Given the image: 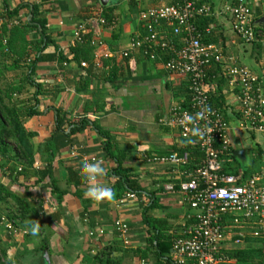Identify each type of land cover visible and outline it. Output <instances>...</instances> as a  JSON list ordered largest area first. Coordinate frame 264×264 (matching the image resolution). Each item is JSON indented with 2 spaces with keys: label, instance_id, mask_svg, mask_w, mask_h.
I'll return each instance as SVG.
<instances>
[{
  "label": "crops",
  "instance_id": "0c3cea01",
  "mask_svg": "<svg viewBox=\"0 0 264 264\" xmlns=\"http://www.w3.org/2000/svg\"><path fill=\"white\" fill-rule=\"evenodd\" d=\"M235 1L198 0L211 7V19L207 24L211 29L205 36L210 35L208 43L221 49L224 60L208 70L207 83L213 86L210 95L216 107L219 104L223 110L229 126L228 134L235 154L231 164L239 163L243 169L252 162L251 155L259 150L263 151L264 163V135L239 128V87L227 84L223 69L231 61L248 68L257 75L264 90V74L259 71V62L264 56V0H247L255 31V40L251 43L243 42L232 31L227 8ZM172 2L109 0L104 6L113 9V19L101 28L100 36L109 49H125L132 38L143 33L140 13L148 6ZM8 4L10 9L18 8L11 22L20 24L33 17L31 5H36L34 19L42 17L46 20L44 32L48 41L31 79L26 77V69L21 66L23 62L18 61L21 55L13 52L12 58L0 61V89L8 91L4 94L8 95L10 105L25 108L37 103L40 112L22 117L25 131L33 133V163L24 172L21 170L16 174V169L22 168L21 164L15 159L6 161L0 155V183L25 200L31 209L25 221L19 223L21 235H7L0 227V250L13 264H100L94 255L112 246V259L118 260L119 264H133L138 256L135 251L146 250L154 234L144 221V215L171 240L176 223L193 212L179 195L163 188L165 183H177L180 168L144 160V155H164L180 152L183 148L185 141L167 120L171 105L188 99V81L166 71L164 56L150 59L141 49L129 51L128 56L120 57L118 62L112 59L102 64L101 61L103 67L95 65L94 59L89 57L81 61L86 62V66L81 67L75 60L77 54L71 50L72 29L83 19L84 13L97 5L102 6L99 0H8ZM159 28L166 35L175 37L165 23H160ZM24 37L26 41H33V47L39 41L38 34L32 29ZM59 53L63 54L62 60L58 59ZM14 60L16 64H13ZM57 129L60 139L55 152L47 142ZM59 134L53 135L54 138ZM106 142L114 154L125 156L120 167L141 194L125 199L121 205L115 198L94 202L84 196L88 185L79 170L86 157L94 155L103 162L107 175L98 180L101 185L113 188L118 178L112 173L116 162L107 155ZM190 151L187 168L192 169L199 165L201 156L193 154V149ZM51 154L54 155L52 158ZM246 157V162L241 164ZM34 162L39 164L38 169ZM47 167L49 173L40 178V172ZM16 209L12 199L0 201L1 213L14 214ZM117 218L129 226L132 241L129 247L124 248L112 230V223ZM36 222L41 227L40 235L32 237L26 226ZM98 227L105 229L104 234L90 236L89 232ZM125 249L133 251L125 252ZM148 255L156 261L150 252Z\"/></svg>",
  "mask_w": 264,
  "mask_h": 264
},
{
  "label": "built area",
  "instance_id": "2783aa9c",
  "mask_svg": "<svg viewBox=\"0 0 264 264\" xmlns=\"http://www.w3.org/2000/svg\"><path fill=\"white\" fill-rule=\"evenodd\" d=\"M147 1L154 3L156 0ZM227 10L231 15L234 34L245 43L253 42V13L248 1L236 0ZM211 14L210 5L198 0H173L170 4L148 6L139 15L143 33L132 38L127 48L117 51L109 49L100 36L101 28L106 25L101 6L76 22L72 29V46L83 43L91 45L97 66H102V59L118 62L120 57H127L129 51L141 49L150 59L164 56L166 71L185 77L188 81V99L172 104L167 120V124L175 127L185 141L183 150L180 153L144 155V160L180 168L177 183H165L163 188L166 192L179 195L193 212L184 215L172 229L171 250L161 258V263L148 255L135 257L133 264L228 263L231 259L226 257L224 250L240 247L246 237H257L264 233V171L244 179L241 172H222L228 160L221 156L228 154L231 148L229 126L223 110L211 103L213 86L207 83V74L212 65L221 64L224 60L221 49L204 42L202 32L195 24L198 17ZM3 22L0 9V26ZM160 23L170 27L172 35L178 38L177 43H172L160 30ZM59 24L62 22L59 21ZM210 29L207 25L204 32L209 33ZM6 41V37H3V44ZM80 66L85 67L86 62H80ZM104 68L109 70V67ZM223 70L227 84L239 87V128L264 135V90L257 75L233 61ZM259 71L264 74V56L260 59ZM185 113L193 116L200 114L197 126L202 135L193 136L190 131L193 125L182 123ZM191 149L201 153V160L198 166L189 169ZM96 161H100L99 158L92 155L86 157L83 164ZM34 167L38 169L39 164L34 162ZM19 171L21 167L16 169V172ZM134 197L135 193L129 191L117 202L121 205L125 199ZM0 227L10 236L22 232L14 221L1 212ZM112 230L124 248L132 244L127 223L117 218L112 223ZM104 232V228L98 227L89 235L101 236Z\"/></svg>",
  "mask_w": 264,
  "mask_h": 264
},
{
  "label": "trees",
  "instance_id": "16d2710c",
  "mask_svg": "<svg viewBox=\"0 0 264 264\" xmlns=\"http://www.w3.org/2000/svg\"><path fill=\"white\" fill-rule=\"evenodd\" d=\"M1 1H2V6L0 9L2 10V15L4 16V22L0 26V61L5 62L6 61L5 59L12 58L13 57L12 55L14 53L21 55L22 57L18 59V61L23 62L21 66L25 67L26 77L30 78L36 68V64L42 59V55H41L42 50L46 47L48 41L47 36L45 35L44 32L46 20L42 17L34 19L37 14V7L36 5L32 4L31 13L33 17L23 24H20V22L13 23L11 22V19L15 14H17L18 8L15 7L10 9L8 0H1ZM97 7H99V5H97L92 10L84 13L82 18L84 19L87 16H89ZM101 7H102V16L104 17L107 24L111 22L113 19V9L105 6H101ZM210 19L211 18H209V16H203V17H198L195 21L197 28L202 32L201 34L204 35L203 37L204 42H209L208 39L210 35L205 36L206 34L204 32V29L207 27V24ZM29 29L34 30L35 33H37L39 36V41L34 47L32 46L33 41H30L31 42L30 43L29 41H26L24 37ZM3 37H6L7 39L5 44H3L2 42ZM44 39H45V43H44ZM168 39L172 43H177L178 40L177 37H171V36H168ZM17 45L19 46L18 48H16ZM71 50L74 51V54H77L75 60L78 62V64H80L82 60H88L89 57L91 60L93 59L94 48L91 45H88L86 43L76 44L75 46H72ZM19 51L21 53H19ZM57 56L59 60H62L64 58L63 54L60 53ZM102 61H103L102 64H104L107 63L108 59H102ZM13 62H14L13 64H16L15 60ZM31 82L32 80L29 81V83ZM38 93L39 91L35 92V95H37ZM211 103H213V98H211ZM36 104L37 103L25 108L22 106L20 107L12 106L8 101V95L4 94V92L0 89V155L2 158H5L6 161L15 159L17 162H19L22 166L21 172H24L23 170L26 169V167L30 166L34 161V152L31 148L32 147L31 139L33 137V133L25 131L22 124V117L23 116L30 117L36 114L37 115L40 114V112L37 110ZM217 105L219 106V104ZM56 124H57L56 126H59V122H56ZM56 133L58 134L60 133L58 129L57 131H55L53 135L56 136L55 135ZM53 135L49 138L47 142L48 145L47 144L46 145L53 147V149L56 152L58 150L56 144H57V140L60 139V134L58 135L57 138H54ZM104 148L107 155L110 156V158H112V160H115L116 162V167L112 168V173L118 177L115 184L113 185L114 187L113 188L111 187L113 192L115 193L114 198L120 199L123 195H125V193L129 191H133L135 193V197L140 196L141 194L139 193L138 191L139 189L135 184V182L130 181L128 175L120 167L121 162L124 160L125 156H123L122 153L114 154V152L111 151V147H109V144L107 142L105 143ZM182 150L183 149H179L180 152ZM192 152L193 154H197V157L201 156V153L197 150H193ZM234 155H235L234 151L232 150V148H230L228 154L221 156V158L228 160L226 162L227 164L224 166V168H222L223 173L237 174L241 172L242 178L244 179V177H248L253 173H260L264 171V168H262V166L264 167V163H262L263 151L259 150V152L257 151L256 154L255 153L252 154L251 164L249 166H244L243 169L240 168L239 163L236 165L231 164L232 160L234 161L235 159ZM49 156L52 158L54 155L51 154ZM254 163L256 164V166H254ZM13 171L11 172V174L13 173ZM19 172H16V174ZM47 172L49 173L48 167L44 171L40 172L39 177L40 178L44 177V175ZM6 198L12 199L14 201L17 207L16 209L17 211L14 214H11V212L5 214L11 220H13L14 224L20 229L19 223L21 221H25L31 209L28 206V204L25 202V200H23L14 193H11L0 183V201L1 200L3 201V199ZM143 219L149 224L150 228L154 230V234L150 239L149 246L146 247V250L144 251L134 250L135 254H138V256L141 257H145L150 252L152 256L156 259V261L158 263H161V258L163 256L168 255V253L170 252L171 249L170 237L166 236L163 232H161L159 230L160 227L157 229L156 225L154 224V221L152 220L149 221L147 216L145 217L144 215ZM153 240L155 241V243H153ZM112 250H113L112 246L105 247L99 253L94 255V258L100 264H119L118 260H115L114 258L112 259V256L110 255ZM122 250L124 252V249ZM128 250L130 249L127 250L125 249V252ZM224 251L226 257L228 259H231V261L223 264H264V233H260V235L257 237H246L244 240V246L229 248ZM2 252L3 251L0 250V264H13L12 261L5 258Z\"/></svg>",
  "mask_w": 264,
  "mask_h": 264
},
{
  "label": "clouds",
  "instance_id": "9594fccd",
  "mask_svg": "<svg viewBox=\"0 0 264 264\" xmlns=\"http://www.w3.org/2000/svg\"><path fill=\"white\" fill-rule=\"evenodd\" d=\"M199 116V113L196 114V116L185 113L183 116V124L193 125L190 129L193 136L202 135L200 128L197 126V117ZM189 143H192V141H189ZM79 172L81 177H83L88 184L87 190L84 192L85 198L94 202L110 201L114 198L115 193L111 187L98 183L99 179L107 175V170L103 166L102 161H96L94 163L85 162ZM26 227L28 229V234L32 237H39L41 227L37 222L27 225Z\"/></svg>",
  "mask_w": 264,
  "mask_h": 264
},
{
  "label": "rangeland",
  "instance_id": "374dc122",
  "mask_svg": "<svg viewBox=\"0 0 264 264\" xmlns=\"http://www.w3.org/2000/svg\"><path fill=\"white\" fill-rule=\"evenodd\" d=\"M2 89H4L3 87H1ZM11 89L13 88V87H10ZM3 92H6V91H3ZM256 137H259L258 136V134H256ZM246 159H247V157L243 160V161H241V164H244V161L246 162ZM251 164V163H250ZM254 166H256V164L254 163ZM5 203H6V201H5ZM3 205H6V204H4V203H2ZM22 233H20V234H18V235H21ZM14 236H16V235H14Z\"/></svg>",
  "mask_w": 264,
  "mask_h": 264
},
{
  "label": "water",
  "instance_id": "95a60500",
  "mask_svg": "<svg viewBox=\"0 0 264 264\" xmlns=\"http://www.w3.org/2000/svg\"><path fill=\"white\" fill-rule=\"evenodd\" d=\"M108 1H109V0H99L100 5H102V6L106 5V3H107ZM240 154H242V153H240ZM47 262H48V261H47Z\"/></svg>",
  "mask_w": 264,
  "mask_h": 264
}]
</instances>
